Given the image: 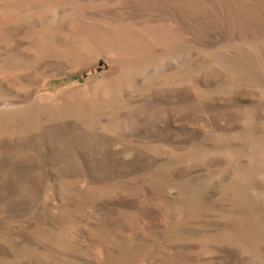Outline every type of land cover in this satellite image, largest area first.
Segmentation results:
<instances>
[{
  "label": "rangeland",
  "instance_id": "rangeland-1",
  "mask_svg": "<svg viewBox=\"0 0 264 264\" xmlns=\"http://www.w3.org/2000/svg\"><path fill=\"white\" fill-rule=\"evenodd\" d=\"M0 264H264V0H0Z\"/></svg>",
  "mask_w": 264,
  "mask_h": 264
}]
</instances>
